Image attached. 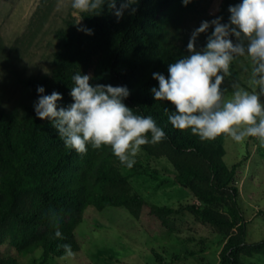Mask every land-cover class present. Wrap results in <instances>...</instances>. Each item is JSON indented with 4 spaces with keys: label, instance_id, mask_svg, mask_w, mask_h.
I'll return each instance as SVG.
<instances>
[{
    "label": "trees",
    "instance_id": "1",
    "mask_svg": "<svg viewBox=\"0 0 264 264\" xmlns=\"http://www.w3.org/2000/svg\"><path fill=\"white\" fill-rule=\"evenodd\" d=\"M239 0H224L218 14L227 19V6ZM182 7L181 0H140L134 16L117 23L105 7L98 16L86 15V35L75 19L56 31L57 50L51 74L19 79L31 95L21 110H0V245L8 244L17 255L41 252L44 261L63 257L60 243H70L74 253L79 244L74 229L82 210L124 208L136 221L145 219L150 227L173 230V217L188 212L194 220L209 225L225 237L220 264H243L244 258L264 257V240L248 242L247 222L239 204L235 167L224 162V136L201 142L188 131L172 128L164 107L154 101L149 89L157 82L153 72L167 75V64L186 55V50L164 45L168 18ZM91 72L90 83L126 85L130 91L124 103L142 115H151L164 128L166 138L154 145L141 146L149 158H164L175 172V182L187 189L198 204L171 208L151 204L134 192L129 178L107 147L89 149L84 154L63 146L47 120L35 117L36 88L45 94H63L59 105L71 103V75ZM142 174L140 167L129 169ZM64 241L52 238L53 219ZM159 259V257H157ZM0 264H18L13 256L0 254Z\"/></svg>",
    "mask_w": 264,
    "mask_h": 264
},
{
    "label": "rangeland",
    "instance_id": "2",
    "mask_svg": "<svg viewBox=\"0 0 264 264\" xmlns=\"http://www.w3.org/2000/svg\"><path fill=\"white\" fill-rule=\"evenodd\" d=\"M223 2L191 0L173 12L166 24L164 45L186 50L191 32L201 21L214 18ZM62 3L63 0H0V110H21L31 102V95L19 79L46 74L45 70L51 74L57 50L56 31L70 19L83 25L80 14ZM205 35L197 38V48L203 47ZM231 71L232 76L222 87L229 93L234 81L247 87L248 74L240 65L234 63ZM221 145L225 164L235 167L238 200L247 222L246 240H264V149L255 138L243 143L224 138ZM135 165L142 174L120 170L129 178L134 192L146 201L171 208L198 204L187 189L177 185L175 172L164 158H149L141 151ZM173 221V230L150 227L145 219L134 220L124 208L97 211L88 206L74 229L80 247L74 257L44 261L39 251L19 256L8 244L0 245V254L15 257L18 264H220L219 255L226 241L221 233L194 220L188 212L174 216ZM243 264H264V257L244 258Z\"/></svg>",
    "mask_w": 264,
    "mask_h": 264
},
{
    "label": "clouds",
    "instance_id": "3",
    "mask_svg": "<svg viewBox=\"0 0 264 264\" xmlns=\"http://www.w3.org/2000/svg\"><path fill=\"white\" fill-rule=\"evenodd\" d=\"M140 0H63L62 6L76 14L98 16L106 7L118 23L127 13L134 16ZM187 6L191 0H181ZM227 19L216 15L201 21L190 34L186 55L167 64V75L153 72L157 82L149 91L164 107L172 128L188 131L201 142L224 136L235 143L255 138L264 149V0H239L227 6ZM86 15H81L82 20ZM79 20V21H80ZM211 29V31H209ZM78 31L92 35L93 30L80 26ZM205 35L203 47L196 41ZM239 64L248 74L247 87L231 83V92L222 87L232 76L231 67ZM48 73V70H45ZM90 73L74 72L69 96L71 103L59 105L63 94L38 85L33 102L35 117L47 120L63 146L84 154L107 147L119 164L131 169L143 145H154L166 138L164 128L151 115H142L124 101L130 91L126 85L90 83ZM53 219L52 238L65 237ZM63 258L75 253L70 243H60Z\"/></svg>",
    "mask_w": 264,
    "mask_h": 264
}]
</instances>
